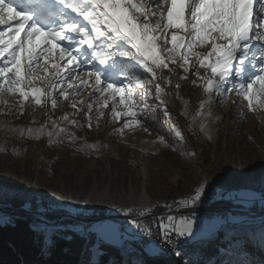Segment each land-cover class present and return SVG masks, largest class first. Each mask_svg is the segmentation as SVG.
Masks as SVG:
<instances>
[{"label": "snow or ice", "instance_id": "1", "mask_svg": "<svg viewBox=\"0 0 264 264\" xmlns=\"http://www.w3.org/2000/svg\"><path fill=\"white\" fill-rule=\"evenodd\" d=\"M0 26V115L11 113L9 98L15 101L18 116L24 114L26 104L55 110L66 101L73 109L72 116L85 112L89 128L95 105L99 127L103 110L111 101V118L116 122L124 118L114 134L123 136L125 130L140 129L151 135L144 119L153 107L149 100L158 102L155 107L163 111L167 123L171 117L164 97L175 93L179 99L181 85L173 83V77L187 80L189 73L195 77L192 84L201 87L206 97L192 118L200 120L201 132L212 115L213 95L223 103L229 94H235L247 102V111H264V0H0ZM165 71L171 75L165 76ZM85 90L88 96L79 99ZM181 114L187 116V102ZM60 119L80 126L68 113ZM52 126L58 131L55 138L53 131L47 132L48 144L63 143L60 136L65 129L55 121ZM46 127L21 129L19 135L39 139ZM170 131L171 144L163 135L153 143L175 151L184 136L175 124ZM67 137L70 142L76 139L73 133ZM84 147L96 151L100 145ZM186 154L195 155L191 149ZM206 186L204 178L186 197L163 205L176 215L152 216L159 237L177 256L182 253L177 251L174 237L185 238L186 243L188 238L197 240L216 226L202 222L194 232L197 221L181 211L194 212L206 195ZM155 207L158 205L119 210L130 217L139 232L152 237V226L141 224L140 217L151 215ZM27 208L21 204V212ZM27 218L5 215L2 222L15 226ZM29 228L43 237L42 254L51 251L56 239H72L64 234L66 226L43 214L33 216ZM94 231L102 239L125 234L135 237L124 225L101 224ZM84 243L94 257L88 264H116L102 241L87 237Z\"/></svg>", "mask_w": 264, "mask_h": 264}, {"label": "rangeland", "instance_id": "2", "mask_svg": "<svg viewBox=\"0 0 264 264\" xmlns=\"http://www.w3.org/2000/svg\"><path fill=\"white\" fill-rule=\"evenodd\" d=\"M171 67L175 69L174 65ZM195 70L194 67L192 71ZM200 72L204 74L203 69ZM164 75L171 74L165 71ZM193 79L195 77L191 73L187 80L173 77V83L181 85L177 90L180 98H176L175 93L164 97L171 117L167 123L163 111L155 107L152 99L149 100L160 111L152 109L151 114L148 111L144 118L151 135L140 129L125 130L123 136L114 134L113 130L121 127L124 118L119 122L111 118V101L109 108L103 110L99 127L93 106L92 127L89 128L85 112L81 110L72 116L73 109L67 106L66 101L59 103L55 110L50 106L26 104L24 114L18 116L15 101L9 98L11 113L0 115V149H3L0 151V204L18 201L27 204V209L45 216L64 212L59 224L67 227L87 221V229L83 230L85 226L79 224L72 227L83 230L88 236L89 230L95 233L94 229L101 224L118 228L117 217L125 216L119 210L121 207L163 206L170 200L186 197L198 182L207 178L211 190L206 186V195L195 207L198 216L194 232L202 222L216 226L197 240L205 243L219 238L221 233L230 238L232 228H236V233H241L236 236L252 233L258 242L264 241V111H247V102L235 94H229L223 103L213 95L212 115L207 119L204 132H201L200 120L192 118L199 102L206 97L201 87L192 84ZM160 83L168 87L163 80ZM87 96L88 90H85L79 99ZM185 102L187 116L181 114ZM208 110L206 107L205 112ZM65 113L80 126L62 121L60 118ZM52 121L65 129L60 136L63 143L48 144L47 132L53 131L55 138L58 131V128L53 129ZM45 124V133L39 139L27 134L19 135L21 129L35 130ZM173 124L182 130L184 136L175 151L153 143L163 135L171 144L173 133L170 128ZM68 133L74 134V142L68 140ZM207 135H211V140ZM96 143L100 145L96 151L84 147ZM80 148L83 151H78ZM187 149L195 155L186 154ZM223 199L232 202L229 211L224 206L213 207ZM92 213L99 216L94 223L86 219ZM4 214L0 211V224H4ZM75 218L78 220L72 221ZM93 240L120 248L126 259L133 251L128 236L102 239L97 235ZM187 240V243L197 241ZM153 248L145 251L149 255L158 254V250L150 251ZM130 261L142 264L138 255L131 257Z\"/></svg>", "mask_w": 264, "mask_h": 264}, {"label": "trees", "instance_id": "3", "mask_svg": "<svg viewBox=\"0 0 264 264\" xmlns=\"http://www.w3.org/2000/svg\"><path fill=\"white\" fill-rule=\"evenodd\" d=\"M156 103L158 102L153 100V104L156 105ZM152 109L159 111L152 107L149 110L150 114L153 111ZM173 201L170 200L166 203L172 204ZM230 202L223 199L213 207L224 206L229 211V208L232 207V202ZM21 204L18 201L0 204V211L5 213L4 216L27 215L28 217L27 219L18 220L15 226L5 223L0 224V264H88L93 259V256L87 250L84 238L92 236L94 239L97 238V235L91 230H89L88 236L84 235L83 230L88 228L85 224H89L87 221L84 224L75 222L67 225L64 234L72 236V239H56L55 246L51 251L42 254L43 237L35 234L29 228V222L32 218L28 214L34 215L36 211L26 209L25 212H21ZM166 209L163 206H158L154 208L153 213L161 215ZM64 214V212H56L53 215L46 216L56 222ZM95 218L97 219L99 216L92 213L87 215L86 219H90L94 223ZM74 224L85 226V228L82 232L77 231L72 227ZM236 230V228H232L230 238H225L227 234L221 233L219 238H213L205 243L198 240L186 242L180 251L182 254L178 258H167L161 253L149 255L145 250L136 249L130 251V257L126 259L121 254L120 248L103 243L116 264H135L130 259L136 255L141 257L142 264H183L185 261H192L194 264H229V262L231 264H241V262H244V264H264V241L260 240L258 242L256 236H253L252 233L236 236L241 234L240 232L236 233ZM244 259H248L249 262H245Z\"/></svg>", "mask_w": 264, "mask_h": 264}, {"label": "built area", "instance_id": "4", "mask_svg": "<svg viewBox=\"0 0 264 264\" xmlns=\"http://www.w3.org/2000/svg\"><path fill=\"white\" fill-rule=\"evenodd\" d=\"M181 211L183 212V215H185V216H190L191 215L194 218H196L198 216V212L197 211L189 212L186 209H182ZM164 213L173 214V215H176L177 214L174 210L170 212L169 209H166V211ZM152 216L159 217L160 215H156L155 213H152L151 215H146V216L140 217V223L141 224H150L152 226V229H153V232H154V235L152 237H148V236L144 235L143 233L139 232V230H137L135 228V225H133L131 223L130 217H126V216H119V217H117L118 228L121 225L126 226L127 229L129 230V233H135V237L134 238H131L127 234L120 235V236L122 238H125L127 236L129 237V244H130V246H131L130 248L132 250H136V249L145 250V249H148L150 247H154L164 257H167V258L176 257L177 258L178 256L175 255L173 252H171L169 250L171 248V246L168 245V244H166L159 237L158 228H157L156 222L152 220ZM174 239H176V249H177V251H181V249L186 244L184 242L185 241V238H179V239H177L176 237H174Z\"/></svg>", "mask_w": 264, "mask_h": 264}, {"label": "water", "instance_id": "5", "mask_svg": "<svg viewBox=\"0 0 264 264\" xmlns=\"http://www.w3.org/2000/svg\"><path fill=\"white\" fill-rule=\"evenodd\" d=\"M35 215H36V214H35ZM35 215H30V214H28V216H29V217H31V218H32L33 216H35ZM76 220H78V219H77V218H75V219H74V220H72V221H76ZM60 222H61V221L59 220V221H58V222H56V223H58V224H59Z\"/></svg>", "mask_w": 264, "mask_h": 264}, {"label": "bare ground", "instance_id": "6", "mask_svg": "<svg viewBox=\"0 0 264 264\" xmlns=\"http://www.w3.org/2000/svg\"><path fill=\"white\" fill-rule=\"evenodd\" d=\"M149 205V204H148ZM147 204H145V205H142L141 207H144V206H148ZM35 215V214H34ZM37 215V214H36Z\"/></svg>", "mask_w": 264, "mask_h": 264}]
</instances>
